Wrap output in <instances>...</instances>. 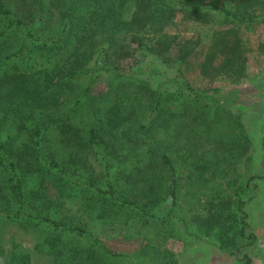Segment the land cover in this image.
Here are the masks:
<instances>
[{
  "label": "rangeland",
  "instance_id": "obj_1",
  "mask_svg": "<svg viewBox=\"0 0 264 264\" xmlns=\"http://www.w3.org/2000/svg\"><path fill=\"white\" fill-rule=\"evenodd\" d=\"M92 1L58 0L55 8L42 12H37L39 0H10L9 7L27 8V16L38 13L42 28L53 33L65 13L60 4L65 2L75 9L78 6L79 11ZM257 2L251 13L264 20V0ZM78 11L69 10L73 21ZM174 23L165 31L172 39L164 60L156 65L161 72L158 76L137 73L134 81H114L115 91L110 89L108 102L100 97L108 92L111 83L105 78H99L86 97L85 80L72 91L62 93V108L74 104L76 99L82 101L80 117L74 123L83 117L92 122L95 115L106 120L112 101L123 96L124 106H130L129 121L125 123L128 131L113 137L118 141L109 138L101 142L99 152L92 147L82 150L78 154L82 161L76 158L77 154H69L68 146L63 149L67 151L63 158L66 162L55 156L68 172L90 178L103 189L106 165L119 196L147 209L155 208L158 218L141 217L135 210L118 207L111 201L105 202L100 211L95 207L99 200L81 189H77L73 200L66 198L54 217L84 225L96 240L129 256L112 258L89 250L90 264H244L235 256L237 251L247 255L251 264H264V23L234 28L232 44L240 56L238 64L224 67L223 57L218 54L208 75L201 73V67L213 44V33L230 27L217 22L187 25L180 16ZM147 37L152 34L144 36ZM151 58L133 49L116 64L120 69L137 71ZM21 67L19 73H29ZM156 108L160 115L172 116L168 129L161 133L155 129L166 121L160 116L158 125L153 122L158 116L157 111L152 114ZM28 111L23 112L27 115ZM18 118L9 116L0 121V135L7 134L16 144L25 141L17 133ZM52 127L56 125L42 126L50 134ZM120 141H127L126 149ZM46 151L47 156L60 151L56 136L51 134L48 138ZM162 152L172 158L176 170L174 207L166 200L168 171L160 157ZM149 187H154L153 195L147 191ZM41 189L47 204L54 209L55 190L48 182ZM151 201H156L151 204L154 207ZM238 202L245 203L243 210L250 225L246 235L253 234V239L239 234ZM0 238V264H23L24 258L25 264H60L37 248L41 238L36 232L3 224Z\"/></svg>",
  "mask_w": 264,
  "mask_h": 264
},
{
  "label": "trees",
  "instance_id": "obj_2",
  "mask_svg": "<svg viewBox=\"0 0 264 264\" xmlns=\"http://www.w3.org/2000/svg\"><path fill=\"white\" fill-rule=\"evenodd\" d=\"M9 1L0 0V121L9 116L19 117L21 133H17L23 135L25 141L16 144L15 139L7 138V134L0 135L3 137L0 140V226L11 224L24 232H36L41 238L36 244L37 248L46 251L54 262L60 264H76V261L77 264H90L87 255L89 250L101 251L112 258L129 259L125 252L112 250L96 240L84 225L72 224L54 215H58L61 210L59 207L66 203V198L73 200L77 189H81L99 200L95 207L100 211L105 208V202L111 201L118 207L135 210L141 217L158 218L154 213L155 208L147 209L119 196L106 165L103 189L90 178L68 172L55 159L56 155L59 160L66 157L67 151L63 150L66 146L70 148L69 154H77L76 158H79L78 154L82 150L92 147L99 152L101 142L118 135L123 136L122 133L128 131L125 123L129 118L130 106H124V97L118 96L112 101L106 120L91 115L94 120L92 122L83 117L74 123L80 117L82 101L76 99L74 104L62 108V93L72 91L85 80L83 97H86L96 81L105 78L111 83L108 92L100 97L108 102L110 89L115 91L112 85L114 81H134L137 73L158 76L161 72H158L156 65L160 59L164 60L163 54L169 50L172 39L165 31L174 26L175 18L179 16L187 25L206 26L217 22L221 26L230 27L226 31L213 33V44L202 64L201 73L209 74V67L218 54L223 57L224 67L234 68L240 60L232 44L235 38L234 28L264 23L263 19L256 18L251 13L258 2L93 0L88 6L84 5L86 9L79 11L78 6L75 9L74 5L66 6L63 2L60 7L65 13L57 30L52 33L42 28V17H37L38 13L27 16V8L19 7L20 5L11 8ZM57 3L58 0L44 3L39 0L37 12L48 7L55 8ZM69 10L78 11L75 13V21L69 17ZM146 34H152L151 38H155L146 39ZM96 41L99 44L95 45ZM146 43L152 44L147 47ZM133 49L143 51L152 58L137 71L120 69L116 62L129 56ZM22 65L25 72L29 73H19ZM28 109V114L25 115L23 111ZM156 111L158 116L153 122L157 124L161 120L166 121L157 124L155 130L158 129L161 133L168 129L172 116L164 117V113L160 115L158 108L152 114ZM164 111L163 109L162 112ZM160 116L163 119L160 120ZM46 123L56 125L55 128L52 127L51 134L58 138L61 151L51 152L50 156L46 154V146L51 134L42 128ZM120 142L126 149L127 141ZM160 157L168 171L166 200L174 207L177 196L174 162L167 153L162 152ZM79 159L82 161L83 157ZM62 162L66 160L63 159ZM84 163L85 161L81 166ZM47 182L57 195L54 203L56 209H51L52 206L47 204L41 189ZM153 188L149 187L147 190L151 195ZM144 192L146 193L145 188ZM151 204H156V201H151ZM237 205L240 215L239 234L253 239V234L246 235L250 225L247 222L248 215L243 210L245 203L238 202ZM88 210L89 213H94L90 207ZM1 240L0 238V242ZM235 256L244 264H251L247 255L237 251ZM22 262L25 264L26 258Z\"/></svg>",
  "mask_w": 264,
  "mask_h": 264
}]
</instances>
